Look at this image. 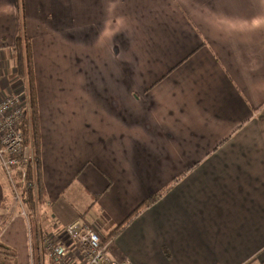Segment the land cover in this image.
Wrapping results in <instances>:
<instances>
[{"label": "crops", "instance_id": "0c3cea01", "mask_svg": "<svg viewBox=\"0 0 264 264\" xmlns=\"http://www.w3.org/2000/svg\"><path fill=\"white\" fill-rule=\"evenodd\" d=\"M21 30L44 202L28 236L0 165L3 262L84 264L80 219L117 262L264 264V0H0V95Z\"/></svg>", "mask_w": 264, "mask_h": 264}, {"label": "built area", "instance_id": "2783aa9c", "mask_svg": "<svg viewBox=\"0 0 264 264\" xmlns=\"http://www.w3.org/2000/svg\"><path fill=\"white\" fill-rule=\"evenodd\" d=\"M23 126H26L29 144L25 143ZM32 130V109L27 89L24 87L19 92L0 95V165L11 184L18 214L28 224V236L31 227V220H29L31 211L25 202L23 192L25 189H30L35 199L38 196L36 170L39 158L33 146ZM65 233L79 246L85 259L84 264H131L126 260L119 262L110 260L102 237L80 219L67 225ZM42 249L46 253V264H73L60 241L44 239Z\"/></svg>", "mask_w": 264, "mask_h": 264}, {"label": "trees", "instance_id": "16d2710c", "mask_svg": "<svg viewBox=\"0 0 264 264\" xmlns=\"http://www.w3.org/2000/svg\"><path fill=\"white\" fill-rule=\"evenodd\" d=\"M22 22H24L23 14L21 15ZM14 51L16 53V70L20 76H27L29 89H28V96L30 99V105L32 109V142L35 148L37 157H38V132H37V124H36V115H37V107H36V100H35V93H34V62H33V54H32V47L30 42L26 39L25 33L21 30V34L18 36ZM26 71V72H25ZM24 134H25V143L29 144L28 133L26 130V126H23ZM39 158V157H38ZM37 181H38V196L37 199L34 198L30 189H25L23 192V196L25 198V202L27 203L29 210L32 212L36 207L37 203L44 202V195L42 193L41 181H40V165L39 162L37 163ZM30 179V177H29ZM142 206V205H141ZM140 206V207H141ZM117 226L114 228L109 235L102 241L103 243L108 241L110 238H113L118 235L120 231H122L124 225Z\"/></svg>", "mask_w": 264, "mask_h": 264}, {"label": "rangeland", "instance_id": "374dc122", "mask_svg": "<svg viewBox=\"0 0 264 264\" xmlns=\"http://www.w3.org/2000/svg\"><path fill=\"white\" fill-rule=\"evenodd\" d=\"M10 65L11 66H16V53H15V51L13 52V60H11V63H10ZM26 72V71H25ZM16 73H17V75H18V77H19V79H21V81H18V84H16V85H11V86H8V88L7 89H11V90H9L8 92H6L5 94H9V93H11V94H13L14 93V88H16V87H18V89H23L24 87H25V89H27V91H28V89H29V84H28V78H27V76L26 75H24V76H20L19 75V73L17 72V70H16ZM17 181V180H16ZM21 187V186H20ZM12 199H13V196H12ZM38 204V203H37ZM36 204V205H37ZM13 205H14V210H15V212H16V214H18V209H17V207H16V204H15V201H14V199H13ZM36 208V207H35ZM34 208V209H35ZM29 220H31V216H29ZM15 264V262H14V260L11 258H9V259H7L6 261H2L1 260V258H0V264Z\"/></svg>", "mask_w": 264, "mask_h": 264}]
</instances>
